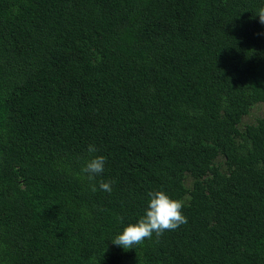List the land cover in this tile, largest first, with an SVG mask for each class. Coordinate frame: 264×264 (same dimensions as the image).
<instances>
[{"label":"trees","instance_id":"16d2710c","mask_svg":"<svg viewBox=\"0 0 264 264\" xmlns=\"http://www.w3.org/2000/svg\"><path fill=\"white\" fill-rule=\"evenodd\" d=\"M261 7L0 0V264H264ZM157 190L187 223L114 245Z\"/></svg>","mask_w":264,"mask_h":264},{"label":"clouds","instance_id":"9594fccd","mask_svg":"<svg viewBox=\"0 0 264 264\" xmlns=\"http://www.w3.org/2000/svg\"><path fill=\"white\" fill-rule=\"evenodd\" d=\"M254 16L259 17V22L264 24V7L258 9ZM98 149L94 144L87 147L89 159L81 168V173L89 181L92 192L97 191L96 177L103 173L106 158L103 155H95ZM112 181L100 180L99 190L112 192ZM148 202L144 214L135 223H128L123 230L115 236L111 242L125 250L142 244L146 239H152L155 233L159 238L165 231L175 230L187 223V218L182 212L184 201L173 199L162 190L148 192ZM123 223V218H118Z\"/></svg>","mask_w":264,"mask_h":264},{"label":"rangeland","instance_id":"374dc122","mask_svg":"<svg viewBox=\"0 0 264 264\" xmlns=\"http://www.w3.org/2000/svg\"><path fill=\"white\" fill-rule=\"evenodd\" d=\"M260 118H264V103L257 104L251 109L250 114L243 118L241 127L255 124Z\"/></svg>","mask_w":264,"mask_h":264}]
</instances>
